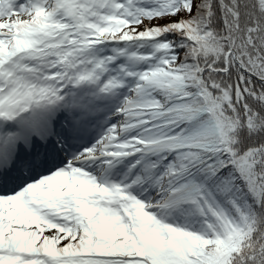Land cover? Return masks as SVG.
<instances>
[{
    "label": "trees",
    "instance_id": "1",
    "mask_svg": "<svg viewBox=\"0 0 264 264\" xmlns=\"http://www.w3.org/2000/svg\"><path fill=\"white\" fill-rule=\"evenodd\" d=\"M219 2L22 3L26 22L0 37V59L18 68L5 81H46L72 102L81 76L97 77L108 93L84 99L110 115L101 150L114 154L99 168L127 182L110 192L53 178V196L79 197L59 212L66 244L55 250L69 257L0 264H264V3ZM181 10L198 18L192 28L155 26ZM8 218L1 243L37 238Z\"/></svg>",
    "mask_w": 264,
    "mask_h": 264
},
{
    "label": "rangeland",
    "instance_id": "2",
    "mask_svg": "<svg viewBox=\"0 0 264 264\" xmlns=\"http://www.w3.org/2000/svg\"><path fill=\"white\" fill-rule=\"evenodd\" d=\"M220 5L221 2L223 3L224 0H219ZM261 2L264 0H260ZM195 5H197V3L195 2ZM192 7H194V4L192 5ZM228 11H226V6L223 7V11L221 12V16H224V28L225 30L227 29V27L230 26L231 22L228 19V16H230L229 13H227ZM249 14V13H248ZM192 15V16H191ZM191 15L189 14V12H187L186 10L182 12V10L178 13L177 16H173L171 18H169L168 20H164L162 22H160L159 24L155 23V26L157 27V25H159V27L161 26H170L171 24H178L179 21H184V23L186 25H188L189 28H192V24L194 22L197 21V19L195 18V14L191 13ZM241 21L246 22L248 20H251V18L247 16L243 17L242 16L239 18ZM254 19V18H253ZM225 20L227 21V23L225 22ZM216 21V20H214ZM213 21V23H214ZM1 24V21H0ZM216 25V24H215ZM215 25H211L212 27H214ZM231 28L233 26H230ZM1 30V29H0ZM2 31V30H1ZM227 31V30H226ZM233 32V31H232ZM231 32V33H232ZM51 92V90H49L48 88L39 86L37 87L35 90H33L32 94H34V96L38 97L39 95L42 94H49ZM23 96V95H21ZM13 97L9 100V99H1L0 100V112L1 111H5L7 108V104L8 102L12 101ZM96 120V119H95ZM106 123V118L102 117L100 119H97V121L95 122V124H90L88 123L87 126H85L84 124L80 125L81 128V133H79V137L86 139L88 142H90L91 144H95L102 136V134L104 133L103 131V127ZM67 130H71L70 126L68 128H66ZM70 143H74V145H67V144H63V143H59L56 144L57 147L59 148H64L66 152H64V150H61L60 152V158H61V162H64L65 164L70 162V164L74 165L75 170L77 169H87L89 171L94 169V164L95 162L98 160L99 156L95 153L94 150L90 149L89 150V145L85 144L84 141L78 140L76 137H73V139L70 140ZM250 148H254L253 146H250ZM71 156V157H70ZM24 176H29L28 172H24ZM111 178V177H109ZM114 178V180H112ZM40 179H42L40 176L37 179L34 180H29L26 183H23V189L29 188L30 185H32V183H37L40 181ZM118 179H115L114 176H112L111 179L108 180V182L111 181H115ZM1 184V182H0ZM22 185V182H21ZM26 188V189H27ZM4 188L0 187V208L1 210H6L8 209V207H12L14 204H19L18 200V194L14 193V194H3ZM17 195V196H16ZM33 193H30L27 195L26 198H30L32 197ZM15 198V199H11L9 200V198ZM17 206V205H16ZM214 235H218L216 232L213 233ZM242 235L238 236L237 238L234 239V241H237L240 243V241L244 242L247 240L246 236L242 237ZM48 237H50L51 239H55L56 237H58L56 232H50L48 233ZM229 237L233 238V232H231L229 234ZM240 237V238H239ZM238 246L235 247V250L237 249ZM233 249V248H232ZM235 253V251H234Z\"/></svg>",
    "mask_w": 264,
    "mask_h": 264
},
{
    "label": "bare ground",
    "instance_id": "3",
    "mask_svg": "<svg viewBox=\"0 0 264 264\" xmlns=\"http://www.w3.org/2000/svg\"><path fill=\"white\" fill-rule=\"evenodd\" d=\"M45 114H39V117L40 118H42L43 116H44ZM29 117H31V116H29ZM45 119V118H44ZM44 119H43V121H44ZM20 160H23V158H19Z\"/></svg>",
    "mask_w": 264,
    "mask_h": 264
}]
</instances>
